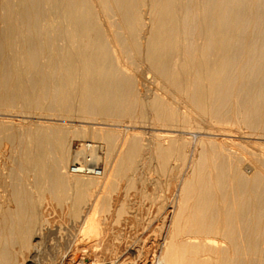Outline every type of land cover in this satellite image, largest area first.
Segmentation results:
<instances>
[{
    "label": "bare ground",
    "instance_id": "obj_1",
    "mask_svg": "<svg viewBox=\"0 0 264 264\" xmlns=\"http://www.w3.org/2000/svg\"><path fill=\"white\" fill-rule=\"evenodd\" d=\"M151 78L172 99L142 92ZM249 138L264 139V0H0V264H264ZM88 157L100 174L70 171ZM136 183L153 245L110 247L108 215L92 244V211L122 188L119 221Z\"/></svg>",
    "mask_w": 264,
    "mask_h": 264
},
{
    "label": "rangeland",
    "instance_id": "obj_2",
    "mask_svg": "<svg viewBox=\"0 0 264 264\" xmlns=\"http://www.w3.org/2000/svg\"><path fill=\"white\" fill-rule=\"evenodd\" d=\"M138 86H139L140 90L142 92H144V93H146V92L147 93H149V92H155V91L158 90V91H161L162 94L165 95L166 97H168L169 99H172V96L170 94H168L167 92L166 93L163 92L160 89V86L157 85V83L154 82L152 78L146 80V83L139 82L138 83ZM17 117L18 116H15V121L16 122L19 121V120H23L20 117L19 118H17ZM29 119H31V117L26 118V120H29ZM39 120L42 121V122H53V119H47V118H40ZM54 121H56V122H60L61 121L62 122V120H59V121L58 120H54ZM63 122H65V121H63ZM138 128H140V129H138ZM136 130L152 131V129L146 128V130H145V128H142V127H136ZM195 134H197V133H195ZM234 135L235 136H231L230 138H233L235 140V142H241V139H245V138H241L238 134H234ZM218 137L221 138V136H218ZM246 139H248V138H246ZM249 139H252V138H249ZM256 139L257 138H253L252 140L253 141H257V142H261V141L263 142L264 141V139H262V140L261 139L256 140ZM72 144H73V148L74 149H77L80 146V141L77 138H74L72 140ZM251 144H252V147L255 145V143H254V145H253V143H251ZM257 144L258 143H256V145ZM249 148H251V147H249ZM254 148L256 150H258V151L259 150H264V146L263 145H257V146H254ZM114 154L115 153L112 152V155H111L112 156V159L115 157ZM149 173H150V175L152 177L156 175V173L154 172V170L150 171ZM137 187H140L141 188L142 187V184L141 183H136L134 186H132V188L130 190V194H129L128 200L126 201V203L124 205L125 208H126V210L121 213L122 216H121V218H120L119 221L116 220V219L114 220V217L117 215V213L115 212L116 208H119V207L122 206L121 201H119V200L116 201L117 199H120L121 197L124 198L123 195L122 196H118L120 192L121 193H124V192H122V188H119L118 191H115V192L112 193V197H113V199L115 201L113 200V202L111 203L112 206H111V208H110L109 211H107V210L102 211L100 213L101 215L99 214V216H97V214H95L92 211V213L90 215V218H89V223H90V226H96L97 225V227H94V228L91 227V228H88V229L85 230L86 233L88 234L87 236H89V237L92 238L91 239L92 240V244H95L96 245V242H98V241L95 242V239H93V238H96V234L101 230L100 228H103V224L101 223V221H98V219L99 218L101 219L103 216L108 215L109 216V219L107 221L108 222V224H107L108 230L106 231L108 237H107L106 240H109L110 243H112V242L114 243V244L108 243V244H110V247H112V246H120L123 249V247H124V245L126 243L124 241L126 239H127V242L129 243V244L128 243L127 244L130 245L131 242H132V244L133 243L135 244V242L137 240H138L137 243L138 242H141V241H144V240H145L144 241V243H145L146 240H147V237H148L147 242L148 243L150 242V243L148 245V243L146 242L145 243V246H147V247H145V248L146 249H149L151 247V245H153L152 243L155 242V239L157 238V235L154 237V239H153V236L155 234H158V232L157 231H154V232L152 231L154 234L152 232L149 233L148 231L143 230L142 225H140V224L145 223V222L148 223L149 221H151L150 222L151 224L152 223L153 224H158L160 222V214L157 211L155 204L152 203L150 197L149 196H144L141 193L142 191L140 189H137ZM148 189H151V187L148 188ZM148 192H150V191H148ZM121 193H120V195H121ZM65 197L66 196H64V198ZM50 199H51V197H50ZM53 204H54L55 207H57L59 209L60 208H66L67 209L68 206H69L67 202L66 203H58L55 199L53 200ZM103 213H104V215H102ZM158 216H159V218H158ZM65 217L63 219L61 217V219L64 220V223H65L64 225L67 227V225L69 224L68 222L70 220H69L68 217H66V218ZM66 219H67V221H66ZM121 225L124 226L123 228L125 229V234L117 235L116 236V233H118V231L120 232L119 228H122ZM65 226H64V229H63L64 231H62V234H57V235H59V238L58 237L57 238L60 239L59 240L60 242L61 241L62 242L65 241L64 240V234L67 232V231H65L67 229ZM68 226H70V224ZM135 228H137V229H135ZM72 230H73V228H72ZM66 234H65V236L67 237ZM152 234H153V236H151ZM135 237H137V240H136ZM103 244H102V246L103 247H106L107 241H105ZM156 262H157V260H156Z\"/></svg>",
    "mask_w": 264,
    "mask_h": 264
},
{
    "label": "built area",
    "instance_id": "obj_3",
    "mask_svg": "<svg viewBox=\"0 0 264 264\" xmlns=\"http://www.w3.org/2000/svg\"><path fill=\"white\" fill-rule=\"evenodd\" d=\"M70 171L79 174H100L102 171L101 164L94 162L89 157L77 160L72 163Z\"/></svg>",
    "mask_w": 264,
    "mask_h": 264
}]
</instances>
